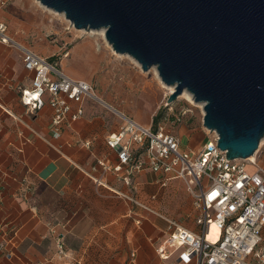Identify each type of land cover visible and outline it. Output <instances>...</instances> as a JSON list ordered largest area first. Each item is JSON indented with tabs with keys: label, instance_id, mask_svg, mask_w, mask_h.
<instances>
[{
	"label": "crops",
	"instance_id": "crops-1",
	"mask_svg": "<svg viewBox=\"0 0 264 264\" xmlns=\"http://www.w3.org/2000/svg\"><path fill=\"white\" fill-rule=\"evenodd\" d=\"M45 8L37 0H7L0 6L5 33L54 59L69 76L90 82L135 121L152 125L164 95L149 69L116 53L107 41L73 33L69 25L65 33L50 35L53 25ZM31 77L19 52L1 43L0 264H195L179 259L182 247L165 244L170 229L158 215L199 230V211L185 182L173 178L163 185L161 173L144 168L131 174L127 184L123 170L97 165V159L117 163V152L106 137L118 132L121 120L85 101L83 115L62 123L54 135L51 107L45 104L31 112L19 99L20 87L30 86ZM176 123L175 131L168 130L175 132L180 146L198 150L207 129ZM130 149L143 155L137 144ZM59 238L65 255L57 253ZM159 248L168 257L160 256Z\"/></svg>",
	"mask_w": 264,
	"mask_h": 264
},
{
	"label": "water",
	"instance_id": "water-1",
	"mask_svg": "<svg viewBox=\"0 0 264 264\" xmlns=\"http://www.w3.org/2000/svg\"><path fill=\"white\" fill-rule=\"evenodd\" d=\"M78 30L103 29L111 48L151 67L202 105V125L227 158L264 137V0H37Z\"/></svg>",
	"mask_w": 264,
	"mask_h": 264
},
{
	"label": "built area",
	"instance_id": "built-area-1",
	"mask_svg": "<svg viewBox=\"0 0 264 264\" xmlns=\"http://www.w3.org/2000/svg\"><path fill=\"white\" fill-rule=\"evenodd\" d=\"M6 2L0 0V6ZM5 28V24L0 22V44L16 49L23 67L32 73L31 85L20 87L19 99L31 112L45 104L51 107L54 135L59 134L62 123L83 115L85 101H92L121 120L118 132L106 137V143L117 152V163L111 165L97 159V165L115 172L123 170L122 179L127 184L131 174L144 168L161 173L163 185L173 178L185 182L194 207L199 211L195 217L199 225L197 231L118 192L140 207L158 213L167 222L170 233L165 244L182 247L178 255L182 262L264 264V165L256 161V152L252 159L227 158L226 150L217 145L218 134L209 129L198 150L184 149L179 138L166 129L163 118L152 125L135 121L101 97L90 82L64 73L54 59L7 35ZM168 109L172 110V107ZM184 113L185 110L180 111L176 120L180 121L179 117ZM123 137L126 139L121 141ZM132 144L138 145L142 156L130 149ZM246 164L254 165L256 170L247 171ZM94 179L99 182V179ZM212 224L217 228L215 239L208 237ZM158 251L160 256L168 257L164 249L159 248ZM57 253L65 255L60 238Z\"/></svg>",
	"mask_w": 264,
	"mask_h": 264
},
{
	"label": "rangeland",
	"instance_id": "rangeland-1",
	"mask_svg": "<svg viewBox=\"0 0 264 264\" xmlns=\"http://www.w3.org/2000/svg\"><path fill=\"white\" fill-rule=\"evenodd\" d=\"M45 9L48 13L49 22H51V24L53 25V30H51L49 32L50 35H56L57 36L62 32L65 33V31H66L65 25H69V29H71V31L73 33H76L79 35H92V36L97 37V39H100L101 41L106 43V40L104 38V32H102V29H95V30H78V29H75L71 24H69V21L64 17V15L62 13L55 12V11L48 9V8H45ZM154 70H155V68L151 67L148 70V73L153 77L154 80H156L158 82L159 87L161 89V93L164 95L163 99L161 101V105H160V115L162 117L165 115L166 119H167L168 114L171 113L170 111L180 112L182 110H185L184 117H183L182 121H180V124L184 123L187 126L200 125V124L202 125V115H203L202 105L203 104L201 102H195L193 100V98L190 99L184 93V91L181 94H178L173 101L167 102V96L173 90V87L165 85L160 80L157 73L156 74L154 73ZM166 103H168V104H166ZM169 106L172 107V110L168 109ZM162 117L160 119H162ZM163 119H162V121L165 123L166 129L172 128V130L175 131L174 127L177 126L178 124L177 123H175L173 125L167 124L168 122L166 121V119H164V120ZM255 152H256V161L258 162V164L264 165V137L260 140L259 146ZM245 168L249 172H253L254 170H256V167L252 164H246ZM210 232L212 234H217V230L213 229V228H210ZM262 244H264V229H263V243Z\"/></svg>",
	"mask_w": 264,
	"mask_h": 264
},
{
	"label": "trees",
	"instance_id": "trees-1",
	"mask_svg": "<svg viewBox=\"0 0 264 264\" xmlns=\"http://www.w3.org/2000/svg\"><path fill=\"white\" fill-rule=\"evenodd\" d=\"M179 112H174V111H171V113L168 114V119L172 122V123H176V122H179L178 120H176L177 118V115H178ZM159 117H160V113H158L157 115H155L154 119H153V123H156L158 120H159ZM184 117V114H182L179 118H180V121H182ZM193 126H196V125H191L189 127H193Z\"/></svg>",
	"mask_w": 264,
	"mask_h": 264
},
{
	"label": "bare ground",
	"instance_id": "bare-ground-1",
	"mask_svg": "<svg viewBox=\"0 0 264 264\" xmlns=\"http://www.w3.org/2000/svg\"><path fill=\"white\" fill-rule=\"evenodd\" d=\"M103 31H104V30L102 29V32H103ZM184 93H185L190 99H192V96H191L187 91H184ZM253 157H254V155L252 154V155L249 156L248 159H252ZM211 228L217 230V228H216L213 224L211 225ZM216 236H217V234H212L211 232L208 233V237L211 238V239H215Z\"/></svg>",
	"mask_w": 264,
	"mask_h": 264
}]
</instances>
